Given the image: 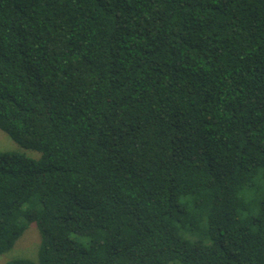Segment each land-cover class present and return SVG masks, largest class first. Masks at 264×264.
Returning <instances> with one entry per match:
<instances>
[{
	"label": "trees",
	"instance_id": "16d2710c",
	"mask_svg": "<svg viewBox=\"0 0 264 264\" xmlns=\"http://www.w3.org/2000/svg\"><path fill=\"white\" fill-rule=\"evenodd\" d=\"M7 264H264V0H0Z\"/></svg>",
	"mask_w": 264,
	"mask_h": 264
},
{
	"label": "rangeland",
	"instance_id": "374dc122",
	"mask_svg": "<svg viewBox=\"0 0 264 264\" xmlns=\"http://www.w3.org/2000/svg\"><path fill=\"white\" fill-rule=\"evenodd\" d=\"M0 151H17L25 153L32 158H39L40 153L33 150H25L15 143L6 133L0 130ZM37 226L31 225L16 242L14 248L0 256V264H7L18 259H35L40 243V235Z\"/></svg>",
	"mask_w": 264,
	"mask_h": 264
}]
</instances>
